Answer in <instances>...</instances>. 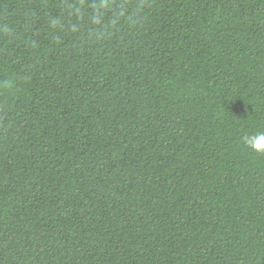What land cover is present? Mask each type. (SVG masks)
Returning <instances> with one entry per match:
<instances>
[{
  "label": "trees",
  "instance_id": "obj_1",
  "mask_svg": "<svg viewBox=\"0 0 264 264\" xmlns=\"http://www.w3.org/2000/svg\"><path fill=\"white\" fill-rule=\"evenodd\" d=\"M264 0H0V264H264Z\"/></svg>",
  "mask_w": 264,
  "mask_h": 264
},
{
  "label": "clouds",
  "instance_id": "obj_2",
  "mask_svg": "<svg viewBox=\"0 0 264 264\" xmlns=\"http://www.w3.org/2000/svg\"><path fill=\"white\" fill-rule=\"evenodd\" d=\"M247 143L253 150L264 151V133L249 137Z\"/></svg>",
  "mask_w": 264,
  "mask_h": 264
}]
</instances>
